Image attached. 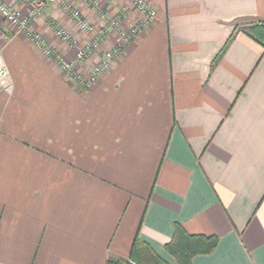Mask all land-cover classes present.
Instances as JSON below:
<instances>
[{"label": "crops", "instance_id": "1", "mask_svg": "<svg viewBox=\"0 0 264 264\" xmlns=\"http://www.w3.org/2000/svg\"><path fill=\"white\" fill-rule=\"evenodd\" d=\"M147 1L149 28L89 88L0 16V264H104L136 236L177 264L175 223L218 236L192 264H264V49L234 31L264 21V0ZM44 14L34 28L63 54L47 20L84 39L59 5Z\"/></svg>", "mask_w": 264, "mask_h": 264}, {"label": "built area", "instance_id": "2", "mask_svg": "<svg viewBox=\"0 0 264 264\" xmlns=\"http://www.w3.org/2000/svg\"><path fill=\"white\" fill-rule=\"evenodd\" d=\"M29 4L28 10L22 13L16 7L0 0V16L13 28L14 33H24L31 44L37 47L42 55L52 61L62 72L68 82L80 84L85 88L96 83L116 62L123 53V47L134 40L144 29L149 28L156 11L147 0H127L118 11L111 14L99 7L97 0H82L90 9L96 12L100 20L94 24L86 19L81 10L65 0H21ZM57 4L73 21L84 35L80 41L60 23L47 20L53 35L67 45L63 54L34 28V23L44 17L48 4ZM130 9L139 15L135 24L125 27L123 24ZM113 36L112 44L105 48L104 42ZM95 57L89 65L87 63ZM82 69L85 71L82 72ZM5 73V67L0 60V79Z\"/></svg>", "mask_w": 264, "mask_h": 264}, {"label": "trees", "instance_id": "3", "mask_svg": "<svg viewBox=\"0 0 264 264\" xmlns=\"http://www.w3.org/2000/svg\"><path fill=\"white\" fill-rule=\"evenodd\" d=\"M243 28L254 37L264 49V21L236 24L234 31ZM231 38V36H230ZM229 38V39H230ZM227 40V43L229 41ZM226 43V44H227ZM224 48L216 55L212 66L223 53ZM218 243L216 234L189 233L180 223L174 224L170 239L164 244V249L175 259L177 264H192V258L197 254L211 252ZM104 264H169L151 245L134 237L127 257L109 256Z\"/></svg>", "mask_w": 264, "mask_h": 264}, {"label": "rangeland", "instance_id": "4", "mask_svg": "<svg viewBox=\"0 0 264 264\" xmlns=\"http://www.w3.org/2000/svg\"><path fill=\"white\" fill-rule=\"evenodd\" d=\"M58 68V67H57ZM59 69V68H58ZM62 73V72H61Z\"/></svg>", "mask_w": 264, "mask_h": 264}]
</instances>
